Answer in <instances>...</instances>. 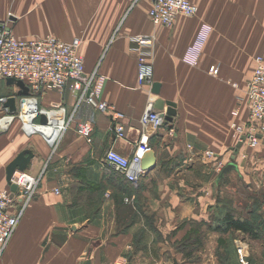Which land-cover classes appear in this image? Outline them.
<instances>
[{
    "label": "crops",
    "instance_id": "crops-1",
    "mask_svg": "<svg viewBox=\"0 0 264 264\" xmlns=\"http://www.w3.org/2000/svg\"><path fill=\"white\" fill-rule=\"evenodd\" d=\"M190 1L198 7L194 15L179 14L164 26L149 18L151 0H0V22L17 36L79 37L84 72L94 73L99 90L95 101H79L82 91L71 82L39 93L41 107H62L69 120L55 150L18 122L0 134V188L8 187L6 166L21 151L32 153L25 170L40 176L0 264H264V235L254 212L259 203L249 202V216L234 206L240 191L233 186L254 188L255 175L228 169L229 162L215 172L203 157L212 150L229 156L233 167L255 155L264 159V133L257 147L242 142L234 153L238 135L231 128L247 122L245 83L254 58L264 56V0ZM204 24L210 31L196 64H189L183 55ZM142 35L154 37L152 46L138 47L134 38ZM141 59L153 67L158 97L176 104L172 120L149 133L141 117L156 97L153 83L138 82ZM7 86L0 79V93L15 96L17 105L19 88ZM101 101L124 114V137L116 136ZM81 121L92 123L90 135L76 131ZM141 141L144 157L153 153L155 164L135 184L104 153L112 147L131 155ZM228 213L250 221L253 234L223 229ZM194 227L202 245L184 255L177 245L194 236Z\"/></svg>",
    "mask_w": 264,
    "mask_h": 264
},
{
    "label": "built area",
    "instance_id": "built-area-1",
    "mask_svg": "<svg viewBox=\"0 0 264 264\" xmlns=\"http://www.w3.org/2000/svg\"><path fill=\"white\" fill-rule=\"evenodd\" d=\"M198 7L190 0H151L148 15L155 24L170 26L174 18L179 15L191 16ZM210 31L209 25H202L194 42L189 45L183 55V60L189 64H196L204 41ZM153 36H137L134 40L138 47H150ZM81 39L73 38L63 41L52 35L43 37H20L10 29L6 21L0 22V79L13 77L20 79L29 88V93L19 96L15 110L4 106L8 95L0 93V134L6 133L10 127L18 122L27 134H41L55 150L61 136L68 126L62 107H41L37 95L44 90H61L68 83L73 89L82 91L80 100L95 101L99 97V90L93 85L94 73L86 75L83 57L79 52ZM254 68L249 80L245 83V96L248 102V117L246 124L233 123L231 126L238 135V141L246 142L255 147L259 142V135L264 133V56L257 55ZM212 73L218 68L210 67ZM138 82L140 85L153 83V67L145 59L138 62ZM102 111H111L114 119V132L117 137H124V114L114 109L106 101L98 102ZM44 115L45 122L40 121ZM146 133L155 131L165 123L164 111L156 110L151 105L147 107L141 117ZM93 125L90 121H81L76 125L80 135L88 136ZM145 138V135H144ZM144 140V139H143ZM147 151L144 141L138 145L131 155L120 153L114 148H108L104 153L105 161L123 173L130 183H138L144 174L141 161ZM188 156L186 163L193 160ZM203 157L214 160V170L217 172L225 168V162L214 151L207 150ZM226 160V159H225ZM40 176H35L26 170H15L10 183L16 189L0 188V253L10 240L16 225L28 203L34 198ZM16 206L15 212L11 207ZM247 264V261H245Z\"/></svg>",
    "mask_w": 264,
    "mask_h": 264
},
{
    "label": "water",
    "instance_id": "water-1",
    "mask_svg": "<svg viewBox=\"0 0 264 264\" xmlns=\"http://www.w3.org/2000/svg\"><path fill=\"white\" fill-rule=\"evenodd\" d=\"M7 84H15L19 90L18 95H26L29 93V88L24 84V82L20 79H16L13 77L6 78ZM152 94L156 97L153 108L156 110L162 111L164 109V105H166V108L164 110V119L165 121H171L173 116L176 113L175 106L176 104L173 101L165 100L161 97H158L159 94V83H153L152 84ZM4 106H7L9 110H15L16 109V97L15 96H9L7 97V100L4 103ZM40 121L45 122L46 118L44 115L40 116ZM242 144V140L238 141L236 147H234L233 152L236 153L239 149L240 145ZM27 153V155L25 154ZM32 157V153L28 151H21L19 152L16 157H14L6 166V179L7 182L10 183V178L15 170H25L27 168V164L29 163V160ZM142 167L145 170H148L152 168L155 164V159L153 156V153H151L149 156L143 155L142 161H141ZM10 188L12 190L16 189L15 184L10 183Z\"/></svg>",
    "mask_w": 264,
    "mask_h": 264
},
{
    "label": "rangeland",
    "instance_id": "rangeland-1",
    "mask_svg": "<svg viewBox=\"0 0 264 264\" xmlns=\"http://www.w3.org/2000/svg\"><path fill=\"white\" fill-rule=\"evenodd\" d=\"M3 81H5V80L3 79ZM12 87L15 88L16 90L18 89V87L15 84H9V86L3 87V88H12ZM40 96H41L40 94L37 95V98H40ZM231 128L233 129L232 126H231ZM233 131H234V129H233ZM219 157L222 158L224 161H226L225 162L226 164L229 162V164H228L229 166L227 167L228 169L232 168L234 170L241 169V170H245V171H251L255 175V177H256L255 182L256 183H254V185H255L254 188L247 189L246 186H243L244 184L243 185L236 184L233 186V187H235L233 189L234 191H240V196L237 195L238 196L237 199L234 198V201L236 204L234 206H237L239 211H241L242 213L245 212L249 216L250 213H248L247 209L252 210V207H251L252 204H250L249 202L256 200L259 204H258V210H255L254 212L257 213V218H259L261 221V225L259 228L260 233L262 235H264V159L258 158L255 155L253 158H250L249 162L245 159L244 161L242 160L240 163H238L237 164L238 166L233 167L231 164L232 161L230 160L229 156H227V160H225L223 154L219 155ZM211 163H212V167L214 170V160H211ZM222 171H220V172H222ZM215 172H217V171H215ZM253 194H254V196H253ZM237 201H239V202L237 203ZM203 243L205 244V242H203ZM204 244H203V247H201V249L204 248ZM201 245H202V243H201ZM205 248H208V247H205Z\"/></svg>",
    "mask_w": 264,
    "mask_h": 264
},
{
    "label": "trees",
    "instance_id": "trees-1",
    "mask_svg": "<svg viewBox=\"0 0 264 264\" xmlns=\"http://www.w3.org/2000/svg\"><path fill=\"white\" fill-rule=\"evenodd\" d=\"M225 223L226 226L223 229H229L232 228L234 230H241L245 232L252 233L254 230V225L247 220H241L239 218H234L232 214L228 213L225 217ZM190 234H193V237H187L184 241L180 242L177 245V248L180 249L182 252H184V255H188L189 251H191V247L195 246L198 247V245L201 244V232L197 229V227H194ZM253 234V233H252Z\"/></svg>",
    "mask_w": 264,
    "mask_h": 264
}]
</instances>
